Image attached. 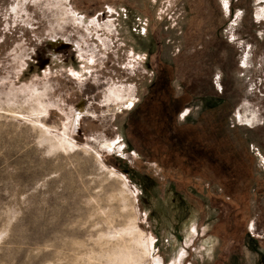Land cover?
<instances>
[{
	"label": "rangeland",
	"instance_id": "374dc122",
	"mask_svg": "<svg viewBox=\"0 0 264 264\" xmlns=\"http://www.w3.org/2000/svg\"><path fill=\"white\" fill-rule=\"evenodd\" d=\"M161 66L225 171L131 141ZM0 264H264V0H0Z\"/></svg>",
	"mask_w": 264,
	"mask_h": 264
},
{
	"label": "trees",
	"instance_id": "16d2710c",
	"mask_svg": "<svg viewBox=\"0 0 264 264\" xmlns=\"http://www.w3.org/2000/svg\"><path fill=\"white\" fill-rule=\"evenodd\" d=\"M153 80V85L148 89L146 97L127 117V129L134 127L130 132L132 136L131 141L137 142L138 139L147 137L149 138L148 142L151 145L154 144V147L156 145L165 147L163 148L166 150L165 152L162 151L163 149L156 148L158 150L156 152H160L157 156L155 155L158 158L159 156L167 158L172 154L177 157L180 156L184 162H187L186 166L198 167L201 165L206 167L215 166L217 168L216 165H222L219 170L225 171L230 166L228 165L230 162L228 159L231 158H224V155L221 153V151H225L223 147L216 148L218 146L208 143L207 141H209L210 137L206 133L202 135L199 131L189 129L193 128L192 126L188 127L186 125L181 128L176 125L177 121H175V118L178 116L180 110L174 106H177L179 99H176L171 91L167 92L170 85L163 66L156 71ZM149 92L152 94L151 96H149ZM167 93L169 94L166 97ZM134 124L138 127L134 126ZM141 141L145 143V139ZM137 144L140 143L137 142ZM127 145L131 149L132 145L130 141L127 142ZM143 145H139V147L135 146L134 149H140L141 152L144 151L143 149L147 150L146 146ZM163 163L165 166H170L167 162Z\"/></svg>",
	"mask_w": 264,
	"mask_h": 264
}]
</instances>
